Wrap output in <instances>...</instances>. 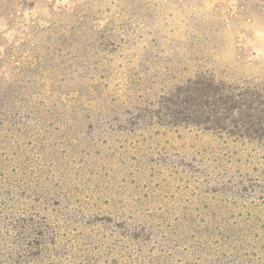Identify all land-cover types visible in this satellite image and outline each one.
Segmentation results:
<instances>
[{"label":"rangeland","instance_id":"obj_1","mask_svg":"<svg viewBox=\"0 0 264 264\" xmlns=\"http://www.w3.org/2000/svg\"><path fill=\"white\" fill-rule=\"evenodd\" d=\"M209 77L264 86V0H0V264H264V146L181 124Z\"/></svg>","mask_w":264,"mask_h":264},{"label":"trees","instance_id":"obj_2","mask_svg":"<svg viewBox=\"0 0 264 264\" xmlns=\"http://www.w3.org/2000/svg\"><path fill=\"white\" fill-rule=\"evenodd\" d=\"M262 88L264 86L261 87L252 82L216 81L214 77H209L208 80L200 79L195 83L192 92L189 88L187 93H183L188 104L182 110L185 112V117L181 124L218 134H229L236 137V140L248 137L250 139L247 142L264 146V90ZM170 116L175 114L171 113ZM6 117L8 118L9 114ZM2 118L3 116H0L1 123ZM242 141L245 142V140Z\"/></svg>","mask_w":264,"mask_h":264}]
</instances>
